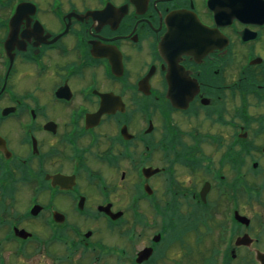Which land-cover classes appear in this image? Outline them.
I'll use <instances>...</instances> for the list:
<instances>
[{"label":"flooded vegetation","instance_id":"obj_1","mask_svg":"<svg viewBox=\"0 0 264 264\" xmlns=\"http://www.w3.org/2000/svg\"><path fill=\"white\" fill-rule=\"evenodd\" d=\"M0 264H264V0H0Z\"/></svg>","mask_w":264,"mask_h":264},{"label":"rangeland","instance_id":"obj_2","mask_svg":"<svg viewBox=\"0 0 264 264\" xmlns=\"http://www.w3.org/2000/svg\"><path fill=\"white\" fill-rule=\"evenodd\" d=\"M128 198H129V196H128Z\"/></svg>","mask_w":264,"mask_h":264},{"label":"water","instance_id":"obj_3","mask_svg":"<svg viewBox=\"0 0 264 264\" xmlns=\"http://www.w3.org/2000/svg\"><path fill=\"white\" fill-rule=\"evenodd\" d=\"M147 256V255H146Z\"/></svg>","mask_w":264,"mask_h":264}]
</instances>
